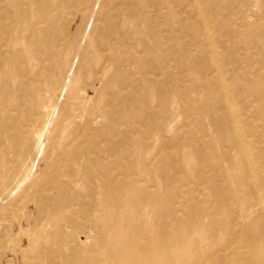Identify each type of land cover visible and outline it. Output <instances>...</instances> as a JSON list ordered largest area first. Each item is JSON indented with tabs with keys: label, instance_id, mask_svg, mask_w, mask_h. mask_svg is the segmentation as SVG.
<instances>
[{
	"label": "bare ground",
	"instance_id": "obj_1",
	"mask_svg": "<svg viewBox=\"0 0 264 264\" xmlns=\"http://www.w3.org/2000/svg\"><path fill=\"white\" fill-rule=\"evenodd\" d=\"M66 1L52 0L53 5L51 0H0V12H11L10 15L16 16L34 10L50 26L57 23L61 26L60 39L69 35L66 24H60L62 20L58 17L66 8L69 9L63 5ZM73 1L68 0V3ZM143 1L132 4L127 1L119 7L124 16L122 30L112 23L110 17L104 19L105 22L97 19L106 25L105 28L114 27L111 34L114 42L105 49H99L108 57L100 62L97 70L88 72V81L84 82L81 92H75L73 87L83 82L84 77L80 73L89 68L86 64L90 58L88 46L82 49L81 60L73 67L79 50L74 38L65 47V54L56 58L49 57V53H57L59 44L44 47V58H39L36 46L29 44L28 49L36 55L32 59L23 57L22 48L16 49L20 43L16 34L7 35L2 42V50L10 53L12 49V52L10 58L0 57V127L7 129L8 144L13 145L12 150H20V155L13 157L12 153L10 168L3 179L9 175L10 186L17 188L28 178L34 165L44 163V168L29 178V181L33 180V190L22 195L25 202L35 204L38 217L47 208L51 211L47 210L46 216L68 226L57 234L62 243H67L62 249L70 251L74 264H172L170 253L174 250L169 247L168 231L169 227L177 225H181L184 232H213L212 238H201L199 242L205 257L192 264H264V132L258 134L259 140L263 141L254 143L249 137L258 131L246 128L251 117L260 115L264 122V93L259 96L263 107L253 116L251 109L243 111L242 118L226 93L215 101L223 120L213 122V126L242 158L233 157L227 151L222 152V156L226 157L228 153L225 162L235 174L246 177L234 180L228 176L226 184L217 181L211 188L216 192L213 196L218 203L210 208L205 204L195 208L197 205L193 202L197 200L186 188L183 189V185L200 186L209 182L205 177L204 160H213L209 150L216 151L217 143L207 141L208 149L193 138L179 144V136H171L178 118L187 117L188 107L184 105L188 100L182 99L183 90L177 84L180 76L170 77V62L181 57V66L193 76L186 61V51L179 43V37L173 36L172 28L178 24L183 31L197 23L210 42L211 31L207 24L212 17L209 20L201 8L207 4L204 0L153 1L152 7L159 13L155 16L172 17L167 26L168 38L164 40L150 22L147 1ZM82 3L85 16L99 5L98 17L103 19L100 14L107 8L105 2L82 0L78 5ZM45 5L55 7L58 15L49 16L51 12L45 9ZM186 7L197 9L198 21L191 18L195 15L194 9L184 14L185 20L178 17ZM113 12H117L119 17L118 11ZM7 16L3 18L5 24L17 22L12 15ZM141 19L143 21L138 26ZM134 28L142 30L134 32ZM30 31L26 43L30 39H41L44 34L36 32L34 26ZM121 33L134 41H124ZM144 33L151 34L153 44L146 41ZM208 51L213 53L214 49L209 47ZM72 56L75 59L72 60ZM41 61L45 64L40 66ZM209 61L213 63L214 70H223L216 56L212 55ZM231 65L236 67L238 62L232 60ZM111 66L115 68V74L104 82ZM10 67L16 72L12 73ZM127 67L135 72L126 74ZM261 70L257 75H260L259 84L264 87ZM207 71L208 67L200 73L206 74ZM18 80L15 90L13 86ZM205 83L208 90L215 87L212 86L214 83ZM99 84L100 88L97 87ZM116 84L118 87L110 90ZM17 92L21 99L19 102L15 99ZM87 93L91 95L90 99L86 98ZM174 93L177 103L169 98ZM26 102L29 104L26 122L32 126L29 130L9 134L8 130L13 131L14 122L7 120L8 115L12 111L18 113ZM68 102L72 103L70 110H67ZM90 103L94 107L90 108ZM154 104L159 111L153 108ZM173 104L179 113L171 112ZM138 105L143 110L134 116L137 122L133 123L130 108ZM57 107L58 115L53 118L52 113ZM61 114L70 120L73 117V120H68L69 131L57 119ZM120 127L124 128L123 131ZM146 134H150L148 139L143 137ZM61 135L63 139L68 137L70 140L63 144L55 143L54 139ZM1 166L6 171L3 160L0 161ZM220 167L219 161L215 162L212 166L214 173L219 172ZM173 183L177 186H171ZM163 188L167 189L166 193L161 192ZM235 200L242 202L244 209L233 213L231 205ZM183 204L188 206L187 214L179 209ZM253 206L256 208L252 212ZM255 213L257 216L252 220ZM201 216L206 220L201 221ZM216 216L222 220L215 221ZM191 217L195 221L189 223ZM217 235L224 236L225 240L217 242Z\"/></svg>",
	"mask_w": 264,
	"mask_h": 264
},
{
	"label": "rangeland",
	"instance_id": "obj_2",
	"mask_svg": "<svg viewBox=\"0 0 264 264\" xmlns=\"http://www.w3.org/2000/svg\"><path fill=\"white\" fill-rule=\"evenodd\" d=\"M37 1L42 2V0ZM127 1L132 4L139 0H99V3L105 2L107 6V8L104 9L105 11L103 14H100L103 19H99L98 17L99 5H95L91 12L85 16L82 13V10L85 7L84 3L78 5L82 0H75L69 3L67 0L63 5L69 9L66 8V11L59 15L54 10L55 7L45 5V9L51 12V14H48L49 16L54 17V15H58L62 20L60 24H66L67 33L69 35L66 36V38L62 37L64 38L62 41H60L62 38L59 39L61 26H59L58 23L56 26H50L47 21H43L36 12H33L34 10H28L25 13L16 16L11 14L12 18L17 22L12 23L11 21L6 22V24L4 23L3 18H5L7 14V17L11 16V12H7L6 14L0 12V57H11L10 53L12 52V49H10V53L2 50V42H4L9 33L16 34L19 37L20 43L16 45V49L22 48L24 54L23 57L32 59H35L36 55L33 50L31 51L28 49L29 44L36 46L39 52V58H44L45 48H50L59 44L57 53H53L52 51L49 53V57L52 56V58H56V56L59 57L60 54H65V47H67L74 38V43L76 47L79 46V50L76 64L74 62L73 67H76L80 62L81 58L79 55L84 47L88 46L90 51V58L86 61L89 68L82 70V73H80L82 74V78L84 77L83 82L78 83L73 87L75 92H81L84 88V82L88 81V72L97 70L100 62L108 57V54L99 51V49H105L108 46L113 45L114 42L111 37L112 29L114 27L112 25H107L108 28H105L106 25L103 22L97 21V19L104 21V19L110 17L112 23H115L118 29L123 27L124 16L119 12V7L124 5ZM146 1L149 15L151 14L154 16L153 18L150 15V22L156 26L160 36L164 40L167 39V26H169L172 21V17L166 15H161L160 17L155 16V14H159L152 7V2L156 0ZM187 1L191 2V0ZM204 1H206L207 4H204L201 8H203L209 20L211 19L210 17H212L209 24H207L208 29L211 31L210 42H207L205 35L197 23H193L192 26L184 28L183 31L179 29L178 24H175L172 28L173 36L179 37V43L186 51V61L191 66L193 76L182 67L183 65L181 66V57L180 59L176 57V60L171 61L169 64L171 66L170 77L172 75L180 76L177 84L183 90L182 99L185 100L186 98L188 100V104L184 105L185 107H188L187 117L180 116V118H178V122L173 128L171 136L178 135L179 144H181L182 141L191 138L198 140L199 144L203 146H208V142L217 143H214L217 145L216 151H212L208 146V149H210L209 151L213 154V160L207 158L204 160L205 177L209 182L207 184L202 183L200 186L183 185V189L186 188V190L197 200L193 202L197 205L195 208H199L203 206V204L210 208L209 206L218 203L213 196L216 192L211 188V186H216L217 181L226 184L228 183V176H232L234 180H236V178L246 177V175L235 174L230 165L225 162V159L229 154H231V156L233 155V157L238 156L239 158H242V155L235 152L234 149H232V146L226 141V138L222 139L213 126V122L223 120L215 101H217L221 94L225 96L226 93V97L230 99L232 103L231 105L234 106L235 111H238L239 117L242 118V116H244L243 111L249 112L251 109L253 116L255 112L263 107L259 100V96L264 93V87L259 84L260 75H257L258 70L261 68V73L264 74V0ZM55 2H57V0H55ZM157 2H161V0H157ZM51 4L54 5L52 0ZM41 5L43 4L41 3ZM193 9L195 15L191 18H194V22L198 21V13L195 7L184 8L179 12L178 17L181 20H185L184 14ZM114 10L118 11L119 17L116 15L117 12H113ZM29 19H31L30 22L28 21ZM142 21L143 19H141L137 25L140 26ZM32 26H34L36 32L41 31L44 32V34L41 39H30V41L26 43V38L31 35L30 30L32 29ZM134 29V32L142 30ZM120 30H122V28ZM76 33L77 35H75ZM74 36H77V38ZM144 38L149 44H153V37L150 33H144ZM121 39H124V41L129 43L134 41L131 38H126L123 33H121ZM209 47L214 49L213 53H209ZM212 55L216 56L223 65L222 71L214 70V67L212 66L213 63L209 61ZM71 59L73 60L75 58L72 56ZM232 60L238 62L236 67L231 65ZM43 64H45V62L41 61L40 66ZM204 66L208 67L206 74L200 73L207 69V67L204 68ZM10 71L12 73L16 72L15 69L11 67ZM253 71L256 72L254 75H252ZM134 72L135 71H133L132 68H126V74L130 75ZM113 74H115V68L111 66L109 72L104 78V82L110 80ZM136 78H138V75ZM18 83L19 80L13 86L15 90H17L16 85ZM204 83L205 85H207V83H214L212 86L215 87L208 90L206 86H204ZM116 86L118 87V84L112 85L110 90L115 89ZM97 87L100 88L101 85L99 84ZM174 95L175 93L171 94L169 97L170 101L172 100L175 102L176 100L177 103V96ZM85 96L90 99L91 95L87 93ZM250 97H252L253 100ZM249 98L251 100L250 102ZM15 99L17 102L21 100L19 92L15 94ZM68 104L69 107L67 110L72 109V103L68 102ZM89 106L90 108L94 107L92 103H90ZM156 107L157 104H154L153 108ZM58 109L59 107L53 111V118L58 115ZM28 110L29 104L26 102L18 113L12 111L11 114L8 115L9 118L7 120H12V123L14 122L13 131L8 130L9 134L29 130L32 123L26 122ZM142 110L143 108L138 105L131 107L130 113L134 117L138 113H142ZM155 110L159 111L160 109L156 108ZM171 112H178L176 104L172 105ZM57 119L64 125V129L67 128V131H69L70 123L68 120L70 119L63 114ZM71 120H73V117ZM132 122H137L135 117ZM246 128H253L258 131L253 136L251 135L252 137H249L251 142L255 143L263 141L258 138V134L264 132V122L260 115L258 117H251ZM119 129L120 131H123L124 128L121 129L120 127ZM6 130L5 128L0 127V161L3 160L4 167H6V171L2 169V166L0 167V264H74L70 257V251L68 249H62L67 243H62L61 237L57 234L62 229L68 228V226H64L62 222H59L55 218L46 216L45 212L48 210L47 208H44V211L38 217L36 214L38 209L35 204L32 202H25L22 195L28 190H33V180L29 181V178L32 175L33 177L36 176V173L40 171V168H44V163L39 162L37 166L34 165L29 172L28 178L24 180L22 186H16L17 188H12V185L10 186L9 175L5 176V180L3 179V176L7 173V169L10 168L12 153L13 157L14 155H20V150H12L13 145L10 143L8 144V137L5 134ZM143 137L148 139L150 134L143 135ZM69 140L70 138L68 137H64L63 139L61 135L59 139L55 138L54 142L57 144H63ZM131 145L132 142H130V146ZM224 146H226L227 149ZM255 150L257 152V149L254 147V151ZM201 151L203 152V150ZM224 151L229 153L225 154L226 157L222 156V152ZM183 154L186 155L184 151ZM19 161H21L20 158ZM217 161L220 163L221 170L214 173L212 166ZM191 174L194 175V172H191ZM161 177L164 176L162 175ZM158 179L160 180L159 177ZM161 186L165 185L161 184ZM171 186H177V184L173 183ZM151 190H153V188ZM166 191L167 189L165 190L164 188L161 190L162 193H166ZM220 200L222 199L220 198ZM250 203L252 202H249V204ZM248 205L246 204L247 207ZM187 207V205L183 204L179 206V209L182 210L184 214H187ZM255 208L256 207L253 206L252 212ZM242 209H244V204L237 200L231 205L233 213ZM48 211L51 210L49 209ZM256 213H258V211ZM256 213L253 214L251 218L252 220L256 218ZM154 215L156 214L154 213ZM214 219L215 221L222 220L220 216H216ZM200 220L204 221L206 220V217L201 216ZM194 221L195 218L191 217L189 223ZM168 237L170 239L169 247L174 250L170 253L172 264H192L205 257V252L199 248V242H201V238H212L213 232H202L201 234L199 230L194 232H184L182 226L177 225L173 228L169 227ZM215 240L217 242L224 241L225 237L217 235Z\"/></svg>",
	"mask_w": 264,
	"mask_h": 264
}]
</instances>
